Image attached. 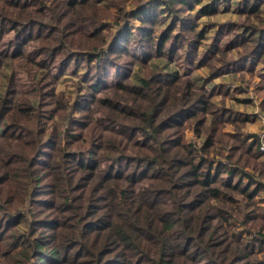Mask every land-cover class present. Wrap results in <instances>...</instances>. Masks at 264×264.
<instances>
[{
  "label": "trees",
  "instance_id": "obj_1",
  "mask_svg": "<svg viewBox=\"0 0 264 264\" xmlns=\"http://www.w3.org/2000/svg\"><path fill=\"white\" fill-rule=\"evenodd\" d=\"M128 1L0 0V80L6 79L10 95L8 105L0 95V154L9 152L10 159L23 155L31 161L41 155L38 151L28 156L23 148L16 151L14 145L6 144L5 138L22 137L23 132L17 135L14 129L31 130L26 122L17 124L11 116H24L39 108L51 113L50 120L55 119L56 109L48 107L45 98L62 97L58 92V80L66 73L78 75L82 65L88 68L80 75L81 94L75 102V111L107 108L135 121L138 108L126 102L127 97L143 98L147 94L145 90L151 89L156 102L150 115L157 121V133L164 136L162 145L166 147L163 151L171 153L170 169L181 171L176 183L170 186L161 183L164 170L155 168L157 161L130 154L133 149L147 151L152 137L136 139L139 125L124 123L122 130L131 129L126 159H148V164L139 172L130 174L129 181L132 184L145 180L156 183L150 207L172 191L190 190L185 191L186 196L195 193L179 208L191 214L185 222L186 227L196 225L198 228L195 236L186 237L178 251L162 255L172 256L173 264H186V261L196 264L214 248L230 258L223 262L210 259L206 264H264V208L256 202L264 193L263 153L259 149V135L243 132L255 117L227 105L233 101L251 103V100L237 97L247 93V88L253 87L260 98L264 96V0H213L206 5H202L204 0H133L136 9L130 13L126 11ZM232 4L239 20L200 26L201 17L217 15L221 7L230 10ZM112 7L117 8L115 14L111 12ZM210 31L214 34L208 37ZM155 58L174 62L178 72L169 74L152 69L151 62ZM4 67L11 69L10 74L2 73ZM136 67L141 68L147 82L142 87H137L132 80ZM201 69H206L208 74L198 80L195 73ZM34 75L43 76L52 90L45 80L31 78ZM225 76L231 80L225 81ZM216 79L221 82L215 83ZM82 85H87L89 91H81ZM31 91H40L39 98H34L37 102L30 101L21 107ZM70 123L83 130L89 126L87 121L79 119ZM39 131L45 132L44 129ZM188 131L202 137V142L194 144L187 137ZM54 137L53 128L42 147L54 150L57 143ZM98 149V145L89 144L82 150L74 148L65 153L78 167L87 169V176L81 177L82 180H90L95 175L99 161L93 157ZM85 152L90 155L85 157ZM195 153L204 155L196 160ZM225 170H228L227 176L222 175ZM104 177L121 179L123 172L119 169L114 172L109 165ZM0 181V227L3 228L0 264H5L12 253H15L13 264H67L70 255L73 264L77 261L90 264L83 259L87 255L83 248L72 253L77 241L67 244L62 256L58 251L45 250L48 240L36 233L41 229L58 231L64 221L55 217H41L30 222L29 236L34 246L25 258V235L19 230L25 223V212L18 211H26L23 197L11 194L6 179L0 177ZM82 188L86 189L87 185L77 183L74 186L73 191L79 193L77 198L89 195L80 192ZM260 202H264V198L261 197ZM39 204L47 209L54 207L55 201L42 199ZM205 204H211L216 211L205 210L201 214ZM87 207L89 211L80 218L83 229L89 234L102 230L99 220L89 218L97 206L89 203ZM70 208L71 205H65V210ZM13 235L15 239L5 248L4 238ZM213 237L215 239L206 248L195 244L197 239L212 240ZM232 237L236 241L246 240L238 255H232ZM123 256V252H115L107 246L98 253L103 264H131L122 259ZM141 260L143 257L135 264H141Z\"/></svg>",
  "mask_w": 264,
  "mask_h": 264
},
{
  "label": "clouds",
  "instance_id": "obj_2",
  "mask_svg": "<svg viewBox=\"0 0 264 264\" xmlns=\"http://www.w3.org/2000/svg\"><path fill=\"white\" fill-rule=\"evenodd\" d=\"M87 68V65H82V70ZM51 71L54 72L55 69ZM109 71L114 72V69ZM111 79L112 77L109 76L110 81ZM81 91H89L87 85H82ZM145 92L147 94L143 98L137 97L134 100L129 98L126 101L138 108L139 115L135 121H130L107 108L93 107L87 112L75 111L69 102L70 96L69 100H65L64 97H46L45 102L48 107L56 109V118L50 120L51 113L39 108L34 109L22 117L27 128L31 130L14 129L17 135L23 132L22 137L20 139L14 136L10 139L5 138L6 144L14 145L16 151L23 148L28 156L38 151L41 153L35 161L24 158L23 155L12 156L10 159L9 152L0 154V177L7 180L11 194L17 198L23 197L26 209L25 224L39 220L41 217H55L64 221L58 231L41 229L36 233L48 240L46 251H58L62 256L65 246L72 241H77L72 253L83 248L87 253L83 259L90 264H103V260L98 259V253L105 246L113 248L115 252H123L124 256L121 258L131 261V264H135L140 257H143L141 264H173V257L162 255V253L178 251L186 237L196 235L198 231L196 225L192 227L185 225L191 214L179 208L185 200L192 199L195 193L186 196L185 191L190 190L172 191L163 196L155 206L150 207L151 198L155 195L152 189L156 187V183L145 180L140 184H132L129 181L130 174L134 171L139 172L148 164V159L131 161L126 159V153L129 151L127 146L130 143L128 133L131 129L122 130L124 123L134 122L139 125L136 139H142L144 136L152 137L148 141L150 148L147 151L133 149L130 154L136 157H151L157 161L155 168L164 170L161 183L169 186L176 183L181 171L176 168L170 169L171 153L163 151V147H166L162 145L164 136L157 133V121L150 115L151 107L156 102V95L151 89H146ZM40 95V91H31V96L34 98L38 99ZM13 111L17 110L13 108ZM74 119L87 121L89 125L83 138H80V134L84 130L70 123ZM53 128L55 129L54 138L57 141L54 150L42 147L47 133H51ZM40 129H44L45 132H40ZM73 137L77 139L74 140ZM89 144L99 146L97 154L93 157L99 161V167L90 180H82L81 177L87 176V169L78 167L76 161L67 158L65 153L71 152L74 148L82 150ZM260 147L264 148V143ZM89 155L85 152V157ZM202 155L204 153H195L194 157L199 160ZM109 165L114 172L117 169L123 172V177L107 180L104 172ZM222 175L227 176L228 170H225ZM236 178H239V174ZM201 179H203L202 175ZM77 183L86 184L87 188L80 189V192H86L89 195L77 198L79 193L73 191ZM42 199L55 201V206L43 208L39 204ZM89 203L97 206L89 218L99 220V227L102 229L91 234L83 229V222L80 219L86 211H89L87 207ZM65 205H71V208L65 210ZM205 210L216 211L211 204H205L201 214ZM166 213L168 215H165ZM69 217H71L70 220ZM2 231L3 228L0 227V232ZM13 239H15L14 235L6 236L4 247L7 248L8 242ZM23 239L25 240V258H27L26 253L34 246V242L27 234ZM214 239L215 237L212 240L197 239L195 244L206 248ZM231 240L232 255H238L246 240L236 241L235 237ZM14 256L15 253H12V256L5 260V264H13ZM229 258L213 248L196 264H206L210 259L223 262ZM67 264H73L71 255ZM186 264H192V262L186 261Z\"/></svg>",
  "mask_w": 264,
  "mask_h": 264
},
{
  "label": "rangeland",
  "instance_id": "obj_3",
  "mask_svg": "<svg viewBox=\"0 0 264 264\" xmlns=\"http://www.w3.org/2000/svg\"><path fill=\"white\" fill-rule=\"evenodd\" d=\"M147 1H152V0H147ZM211 3H213V0H204L202 5L211 4ZM116 9L117 8L112 7L111 12L113 14H115ZM135 9H136V6H135L133 0H129L126 3V11L130 13ZM220 9H221L220 13H218L217 15H213V16H209V17H206V16L201 17L200 18V26H203L205 24H211V25L215 26V25H219V24L226 22V21H237V20H239L238 14L235 13V11L233 10V4H232V8L230 10H224L223 7H221ZM135 23L137 24V22H135ZM213 34H214V32L210 31V33L208 34V37H211ZM207 44H208V42H207ZM205 45H206V43H205ZM203 49H205V47H203ZM151 67L154 70L161 69L162 71L169 73V74H174L175 72H178V68L174 62H170V61L163 59V58H155L151 62ZM10 70H11L10 68L4 67L2 69V73H4V75H8V74H10ZM83 73H84V71H82V70L79 72L78 75H72L70 73H66V75H64L63 77H61L58 80V92H59L60 96L64 97L65 100H69V96H70L71 98H70L69 102H70L73 109H75V106H74L75 102H76L77 98L79 97V95L81 94V92H80V85H81L80 75ZM195 74L197 75L196 77L199 80L200 79L199 77L205 78V76L208 73H207L206 69H201V70H197ZM29 77H31V76H28V78ZM31 78L45 80L44 77L40 76V75H34ZM254 78H257V77H254ZM224 79L227 82L231 80L230 77H228V76H225ZM132 80L134 81V83L137 87H142L143 85H145L147 83L145 76H144V73L141 70V68H139V67H136L134 69V71L132 72ZM215 81H216L215 83L218 84L221 82V79H216ZM26 84L28 85L29 83H26ZM45 84L47 85L49 90H52V87L50 86V83L48 81L45 80ZM208 86L210 87V85H208ZM247 89H248L247 93L238 94L237 97L240 99H245L247 101L251 100V103L246 105V104H242V103H236L235 101H233V102H227V105L232 107L234 110L248 114L251 118L255 117V120L253 123H248L243 128V132L246 135L247 134L259 135V140L261 142V137H262V135H264V103H262L264 96H261V98H260L258 96L259 93L253 87L247 88ZM0 95L2 97V101H4L6 103V105H8V102L10 100V95H9V90L7 87L6 79L0 80ZM141 96H142V94H141ZM129 98L134 100L136 97H134V96L133 97L132 96L127 97V99H129ZM30 101H32L34 103L37 102L34 100V97H32L30 95L27 99L22 101L21 107H22V104L30 102ZM11 117H13L16 120L17 124H22L23 114H14ZM5 118H6V116H5ZM88 127H86L84 129V132H82L80 134V138H83V136L86 135ZM230 130H231V128H230ZM187 135H188L187 136L188 139L191 140L196 145L200 144L202 142V139H203L202 137L193 136L192 132H190V131L187 132ZM260 151H261V149H260ZM262 153H263V157L261 158V161H264V152H262ZM261 197L264 198V193H262L261 195H259L256 198V202H257V205L259 207L264 208V202H260ZM18 211L25 212L24 210H18ZM24 222H25V215H24ZM19 230L25 236H26V234H27V236H29L30 232H31L30 223L29 224L22 223L19 226Z\"/></svg>",
  "mask_w": 264,
  "mask_h": 264
},
{
  "label": "built area",
  "instance_id": "obj_4",
  "mask_svg": "<svg viewBox=\"0 0 264 264\" xmlns=\"http://www.w3.org/2000/svg\"><path fill=\"white\" fill-rule=\"evenodd\" d=\"M264 143V135H262L261 137V142H260V145ZM261 151L264 152V148L260 147Z\"/></svg>",
  "mask_w": 264,
  "mask_h": 264
}]
</instances>
